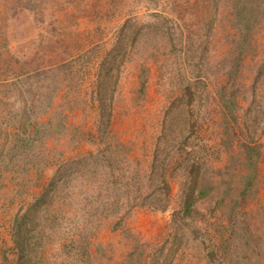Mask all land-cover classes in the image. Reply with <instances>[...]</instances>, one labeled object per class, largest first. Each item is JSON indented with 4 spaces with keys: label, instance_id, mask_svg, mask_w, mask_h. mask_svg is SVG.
I'll return each mask as SVG.
<instances>
[{
    "label": "rangeland",
    "instance_id": "374dc122",
    "mask_svg": "<svg viewBox=\"0 0 264 264\" xmlns=\"http://www.w3.org/2000/svg\"><path fill=\"white\" fill-rule=\"evenodd\" d=\"M0 264H264V0H0Z\"/></svg>",
    "mask_w": 264,
    "mask_h": 264
},
{
    "label": "trees",
    "instance_id": "16d2710c",
    "mask_svg": "<svg viewBox=\"0 0 264 264\" xmlns=\"http://www.w3.org/2000/svg\"><path fill=\"white\" fill-rule=\"evenodd\" d=\"M196 165L194 163H189V169H193ZM188 169V166H186ZM190 171V170H189ZM197 181L195 180L192 185H191V189L190 192L188 193V196L185 198V203L183 202V213L184 215L190 214V209L192 206V203L195 201V191L197 189ZM168 186V185H167ZM201 196V194H199Z\"/></svg>",
    "mask_w": 264,
    "mask_h": 264
}]
</instances>
